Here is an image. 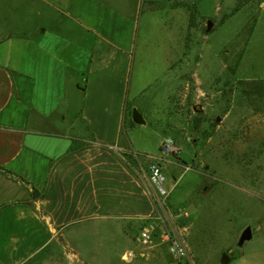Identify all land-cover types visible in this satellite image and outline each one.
<instances>
[{
	"label": "crops",
	"instance_id": "crops-1",
	"mask_svg": "<svg viewBox=\"0 0 264 264\" xmlns=\"http://www.w3.org/2000/svg\"><path fill=\"white\" fill-rule=\"evenodd\" d=\"M136 23L137 0H0V264H137L149 167L167 186L180 148L148 156L131 136ZM228 264H264V247Z\"/></svg>",
	"mask_w": 264,
	"mask_h": 264
},
{
	"label": "rangeland",
	"instance_id": "rangeland-1",
	"mask_svg": "<svg viewBox=\"0 0 264 264\" xmlns=\"http://www.w3.org/2000/svg\"><path fill=\"white\" fill-rule=\"evenodd\" d=\"M129 87L145 122H135V144L159 157L162 138L180 148V166L163 168L192 213V260L180 264L264 247V0H137ZM246 227L252 236L240 244ZM137 264H148L147 248Z\"/></svg>",
	"mask_w": 264,
	"mask_h": 264
},
{
	"label": "built area",
	"instance_id": "built-area-1",
	"mask_svg": "<svg viewBox=\"0 0 264 264\" xmlns=\"http://www.w3.org/2000/svg\"><path fill=\"white\" fill-rule=\"evenodd\" d=\"M160 148L163 153L169 155L179 152V148L170 141H164ZM149 177L151 182L150 195L153 198L154 209L146 217L145 223L140 227L135 240L138 245L145 248L157 244L165 245L175 262L180 264L188 253L185 238L190 225L189 214L185 209L170 204L171 189L165 185L159 164L150 165ZM171 220L177 227V233L171 227Z\"/></svg>",
	"mask_w": 264,
	"mask_h": 264
},
{
	"label": "water",
	"instance_id": "water-1",
	"mask_svg": "<svg viewBox=\"0 0 264 264\" xmlns=\"http://www.w3.org/2000/svg\"><path fill=\"white\" fill-rule=\"evenodd\" d=\"M212 22L209 20L207 21V31L211 28ZM132 119L134 122L139 123V124H143L144 123V119L142 118V116L140 115V113H138V111L136 109H133L132 111ZM219 120V119H217ZM252 236L251 233V229L250 227H246L240 234L239 236V242L240 244H242L244 241L249 240ZM230 261V257L228 255H226V253H224L221 258H220V264H228Z\"/></svg>",
	"mask_w": 264,
	"mask_h": 264
}]
</instances>
